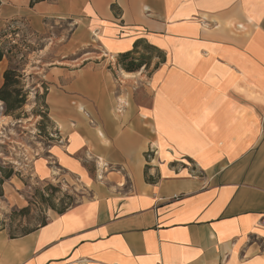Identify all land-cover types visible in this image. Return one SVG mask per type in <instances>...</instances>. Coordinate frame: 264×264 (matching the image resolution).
Wrapping results in <instances>:
<instances>
[{
	"label": "crops",
	"instance_id": "1",
	"mask_svg": "<svg viewBox=\"0 0 264 264\" xmlns=\"http://www.w3.org/2000/svg\"><path fill=\"white\" fill-rule=\"evenodd\" d=\"M12 3L0 19L74 17L110 57L142 40L165 61L142 103L92 68L68 84L75 99L51 97L66 139L53 154L92 194L28 234L0 230V264H264V0ZM82 150L119 168L97 183Z\"/></svg>",
	"mask_w": 264,
	"mask_h": 264
},
{
	"label": "rangeland",
	"instance_id": "2",
	"mask_svg": "<svg viewBox=\"0 0 264 264\" xmlns=\"http://www.w3.org/2000/svg\"><path fill=\"white\" fill-rule=\"evenodd\" d=\"M11 2L14 4L16 0ZM79 20L58 16L37 19L32 13L0 19V44L9 49L14 46L26 54L21 72L28 92L26 104L15 114H7L0 101V230L10 237L22 236L48 221L52 214L70 208L92 194L78 173L65 167L53 154L56 145H66V139L62 137L63 130L55 117L51 97L57 93L75 99L68 84L76 80L80 70L92 68L112 75L115 94L133 89L136 100L142 103L148 100L143 89L149 84L155 67L164 63L158 51L142 45L140 50L147 65L139 71L127 72L120 65L118 56L110 57L104 53L99 44V33L79 31L75 34ZM8 66L7 59L0 64V87ZM124 72L135 73L137 78L126 82L122 78ZM73 103H69L72 113H78ZM121 109L125 107L121 106ZM84 110L81 113L87 123L97 124L94 110L91 107ZM72 113L70 124H77V117ZM154 150L149 146L145 153L148 162L155 156ZM76 156L97 183L106 180L108 170L119 168L117 165L101 166L96 157L84 150Z\"/></svg>",
	"mask_w": 264,
	"mask_h": 264
},
{
	"label": "trees",
	"instance_id": "3",
	"mask_svg": "<svg viewBox=\"0 0 264 264\" xmlns=\"http://www.w3.org/2000/svg\"><path fill=\"white\" fill-rule=\"evenodd\" d=\"M41 1L45 0H31L30 6ZM112 8L116 9L115 4L112 5ZM142 45H146L151 49L158 51L162 58L161 62L165 61V53L162 50L153 45L147 44L142 40H137L132 49L118 55L120 65L127 72L139 71L144 65H147V61L145 60L146 57L140 50ZM25 57L26 54L21 50H16L14 46L9 49L6 45L0 44V62L4 59L9 61V66L3 74V84L0 87V101L3 103L4 110L7 114H15L16 112L21 111L27 101L28 92L25 90V83L23 80L24 74L21 72ZM156 68H158V64L155 69ZM66 209L68 208L59 211V213H63ZM47 222L48 221L43 222L38 227L46 225ZM37 228L24 232L22 235L28 234Z\"/></svg>",
	"mask_w": 264,
	"mask_h": 264
}]
</instances>
